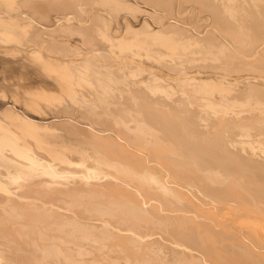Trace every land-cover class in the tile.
<instances>
[{"label":"bare ground","instance_id":"6f19581e","mask_svg":"<svg viewBox=\"0 0 264 264\" xmlns=\"http://www.w3.org/2000/svg\"><path fill=\"white\" fill-rule=\"evenodd\" d=\"M0 5V264H264V0Z\"/></svg>","mask_w":264,"mask_h":264},{"label":"rangeland","instance_id":"374dc122","mask_svg":"<svg viewBox=\"0 0 264 264\" xmlns=\"http://www.w3.org/2000/svg\"><path fill=\"white\" fill-rule=\"evenodd\" d=\"M3 6V5H2ZM0 8H1V5H0ZM3 8H1V10H2ZM4 10V9H3ZM1 12V11H0ZM5 12V11H4ZM128 13V12H127ZM14 14H16V16L18 15V13L16 12V11H13L12 12V15H14ZM19 15H21V14H19ZM18 15V16H19ZM6 16H9L8 14L6 15ZM15 16V15H14ZM18 16H17V18H18ZM22 16V15H21ZM20 16V17H21ZM19 17V18H20ZM9 18H11V17H9ZM16 18V17H15ZM18 18V19H19ZM22 18V17H21ZM3 19H5V17L3 18ZM0 29H2L3 30V28L2 27H0ZM2 30H0V31H2ZM17 30H18V28H17ZM32 45H28V47L27 48H25V53L23 52V54H21V53H16V54H14V56L13 55H7V54H1L0 53V101H2V102H0V104H3L4 105V107L6 106V108L9 106H15V107H17L19 110H23V111H27L28 109H26L25 110V108H26V106L25 107H23V102H21L22 101V98H23V95L21 94L24 90H28V92H30V93H34V94H37V93H40V92H47L48 90V88L46 87L47 86V80L48 79H46V77H44V76H42L41 78H40V74H39V72L40 71H38L39 69L38 68H36V67H34V68H32L33 66H32V64L34 63L35 64V62H37L36 61V59L33 57V55H32V53L30 54V52L29 51H31L32 50V47H31ZM13 48H16L15 47V45H14V47ZM29 48H30V50H29ZM29 51H28V50ZM28 52V54H26ZM20 54V55H19ZM2 55V56H1ZM24 57H23V56ZM26 55H27V57H26ZM31 55V56H30ZM12 56V57H11ZM17 56V57H16ZM4 57V58H3ZM14 57V58H13ZM22 57V58H21ZM31 57H32V59H31ZM25 59V61H24V59ZM29 60V61H26L27 59ZM20 59V60H19ZM33 59H34V62H33ZM16 60H19V61H16ZM22 60V61H21ZM32 62H31V61ZM21 62V63H20ZM23 62L25 63L24 65H23ZM17 64H21L22 66H19V65H17ZM19 66V67H18ZM25 66V67H24ZM24 67V68H23ZM28 67V68H27ZM23 68V69H22ZM25 68H27V70L25 71ZM30 68V69H29ZM6 69V70H5ZM36 70V71H34V74H33V70ZM30 70V71H29ZM32 70V71H31ZM31 72V73H30ZM26 74H27V76H26ZM29 74V75H28ZM35 74H38V75H40V76H38V78H37V75H35ZM31 75V76H30ZM26 76V77H25ZM33 76V77H32ZM22 77V78H21ZM24 77V78H23ZM27 77H29V79H27ZM32 77V78H31ZM44 78H45V81L43 82V80H44ZM25 79V80H24ZM37 81H36V80ZM27 80V82H25ZM28 80H29V84H28ZM19 83H18V82ZM39 81V82H38ZM42 81V82H41ZM25 82V83H24ZM18 83V84H17ZM27 83V84H26ZM36 83V84H35ZM41 83H43V84H41ZM3 84V85H2ZM17 84V85H16ZM39 84V85H38ZM40 84H41V88L39 87L40 86ZM24 85V86H23ZM26 85V86H25ZM28 85V86H27ZM30 85V86H29ZM34 86V87H33ZM24 87H25V89H24ZM29 87V88H28ZM31 87V88H30ZM32 87H33V90H32V92H31V90L29 91V89H32ZM37 87V88H36ZM40 89H39V88ZM35 88H36V90H35ZM47 88V89H46ZM5 89V90H4ZM7 89V90H6ZM47 90V91H45V90ZM35 90V91H34ZM8 91V92H7ZM16 95H15V94ZM20 93V94H19ZM9 95V96H8ZM25 95V94H24ZM19 96V97H18ZM20 96H22V97H20ZM2 99V100H1ZM19 100V101H18ZM8 101V102H7ZM13 101V102H12ZM18 101V102H17ZM20 102V103H19ZM37 102L39 103V104H41V102H43L42 100H37ZM12 103V104H11ZM21 104V105H20ZM22 107V108H21Z\"/></svg>","mask_w":264,"mask_h":264}]
</instances>
